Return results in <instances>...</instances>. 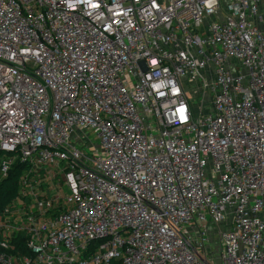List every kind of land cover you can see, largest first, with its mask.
<instances>
[{
	"label": "built area",
	"instance_id": "1",
	"mask_svg": "<svg viewBox=\"0 0 264 264\" xmlns=\"http://www.w3.org/2000/svg\"><path fill=\"white\" fill-rule=\"evenodd\" d=\"M259 2L0 0V264H264Z\"/></svg>",
	"mask_w": 264,
	"mask_h": 264
},
{
	"label": "rangeland",
	"instance_id": "2",
	"mask_svg": "<svg viewBox=\"0 0 264 264\" xmlns=\"http://www.w3.org/2000/svg\"><path fill=\"white\" fill-rule=\"evenodd\" d=\"M259 11H260V6H259ZM216 17H212L210 20H213L215 19ZM211 80H210V86L208 87L207 91H205L204 93V109H210L211 108V94H212V91H211ZM203 90V80H197L191 87H190V96L193 97V102L194 103H199V101L201 100V96L200 97H197L195 96V92L198 91L199 92V95H201L200 93L202 92ZM95 145V146H98L99 145V141H98V138L96 137L95 134H91V136L89 137V140L87 143H81V144H86V145ZM81 144H78V147L81 148L83 151L89 153L90 150L88 149V146H83ZM208 232L210 234V243L213 244V251L214 253H219L220 250H221V246H220V242L218 241V230L217 228L214 226V224H210L209 227H208ZM215 264H219V261L216 260L215 261Z\"/></svg>",
	"mask_w": 264,
	"mask_h": 264
},
{
	"label": "trees",
	"instance_id": "3",
	"mask_svg": "<svg viewBox=\"0 0 264 264\" xmlns=\"http://www.w3.org/2000/svg\"><path fill=\"white\" fill-rule=\"evenodd\" d=\"M25 168L26 165L18 161L10 169L8 175L3 176L0 162V211L17 196L20 176Z\"/></svg>",
	"mask_w": 264,
	"mask_h": 264
},
{
	"label": "crops",
	"instance_id": "4",
	"mask_svg": "<svg viewBox=\"0 0 264 264\" xmlns=\"http://www.w3.org/2000/svg\"><path fill=\"white\" fill-rule=\"evenodd\" d=\"M259 6H260L259 14L261 16V19L260 18L256 19V22H257L258 25L263 26L264 25V0H260Z\"/></svg>",
	"mask_w": 264,
	"mask_h": 264
}]
</instances>
